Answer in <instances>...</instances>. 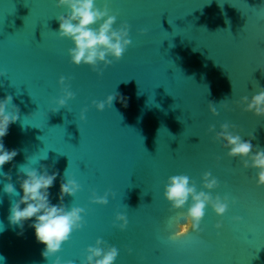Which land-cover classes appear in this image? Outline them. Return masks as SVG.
<instances>
[{
  "label": "water",
  "instance_id": "obj_1",
  "mask_svg": "<svg viewBox=\"0 0 264 264\" xmlns=\"http://www.w3.org/2000/svg\"><path fill=\"white\" fill-rule=\"evenodd\" d=\"M105 2L96 0V6L102 9ZM57 3L0 0V100L11 95L20 110L4 138L18 155L2 170L20 195L21 166L59 172L49 190L53 204L59 203L62 179L81 185L75 196L64 198L68 210L85 212L83 227L56 254L62 264H84L97 239L119 250L115 264H264L258 169H245L243 158L229 157L225 142L215 139L229 123L244 141L255 136L254 149L264 148V118L235 104L264 88V0H107L117 16L113 27L126 21L132 44L120 60L109 56L111 65L99 63L102 75L71 62L75 45L59 36L57 19L68 9ZM62 76L75 98L53 112L64 94ZM115 93L120 95L113 107L99 111L93 105ZM225 100L228 109L220 104ZM205 172L219 181L211 195L229 197L228 211L218 216L207 206L199 235L190 230L173 239L177 221L187 223L191 198L171 210L167 181L185 174L198 192H208ZM5 183L0 175V264H54L56 256H42L45 245L29 227L33 221L25 223L23 234L9 223V208L19 197L6 194ZM109 190L115 197L109 194L107 205L92 203L93 191L103 197ZM118 213L128 218L123 231ZM217 223L223 225L219 230Z\"/></svg>",
  "mask_w": 264,
  "mask_h": 264
},
{
  "label": "clouds",
  "instance_id": "obj_2",
  "mask_svg": "<svg viewBox=\"0 0 264 264\" xmlns=\"http://www.w3.org/2000/svg\"><path fill=\"white\" fill-rule=\"evenodd\" d=\"M57 7H66L67 15L57 17L59 21L58 34L61 38H70L75 47L69 49L71 62L77 66L81 64L90 65L93 71L103 74L99 68V63L103 62L105 67L113 63L108 59L109 56L120 60L127 48L132 44L129 38L130 25L125 21L119 28H114L117 16L111 14V9L107 0L103 8L96 6V0H58ZM98 25V27H96ZM147 30H142L146 33ZM62 86L63 96L55 101L59 108L53 112H58L60 108L65 107L67 101L75 98V94L66 86L65 77H61L59 81ZM119 93L109 95L106 101H93V105L99 110L104 111L106 104L113 107V101L117 99ZM122 102L125 103L124 97L120 96ZM222 107L228 109L227 100L221 101ZM237 107L242 108L244 112L253 113L256 117L264 118V88H260L259 92L249 99L248 96L242 97L241 100L235 102ZM9 105H12L13 111H8ZM209 109L213 115H219L217 107L214 103H209ZM19 108L13 104V97L8 95L0 100V175H3L8 183L4 184L3 191L11 196L19 197L12 202L9 208L8 221L15 227L19 226L23 234L24 225L28 221H33L29 227L35 230V237L38 243L45 245L42 256L49 259L56 256L54 264H62V260L56 254L62 250V245L70 239L71 234L81 229L84 224L82 213L84 208L73 206L68 210V206L64 204L65 196H75L81 190V185L74 179L69 178L61 180L59 203L51 202L50 189L54 186V182L59 172L49 174L46 168L43 171L27 166L19 168L18 183L23 191V195L17 191L15 185L11 182L12 177L9 173H4V166L18 155L17 150H9L5 147L4 138L8 135L11 124L16 123L20 119ZM84 109L81 113V119H85ZM236 126L229 123L221 125V131L216 133L217 141H224L223 147L230 149L227 153L229 157H241L242 164L245 169H258L257 187L264 186V148L256 147L251 142L255 136L250 133V140L244 141L238 133L231 131ZM209 131H215V125L210 127ZM219 187V181L212 176L211 172L203 174V188L209 190L197 191L195 181H190V177L185 174L174 175L169 177L165 186L164 196L170 202L172 209L179 210L184 208L191 198V204L186 212L187 223H179V231L172 237L173 239L188 234L189 231L199 235L202 231L200 225L205 216L206 207L211 206L218 216H224L229 208V197L217 195L213 197L211 190ZM111 194L115 197V193L111 190L105 192L103 197L97 196L95 191L92 193V203L107 205L109 203L108 196ZM236 200H231L235 204ZM23 206V207H22ZM116 221H122L119 228L123 231L128 226V218L125 214L118 213ZM236 221H242L243 217H234ZM219 230L223 227L222 223L215 225ZM132 254V249H129ZM119 255V250L115 246L107 245L103 239H97L96 246H90L87 249V256L84 264H115ZM3 259V257H0ZM67 264H73L68 261Z\"/></svg>",
  "mask_w": 264,
  "mask_h": 264
},
{
  "label": "snow or ice",
  "instance_id": "obj_3",
  "mask_svg": "<svg viewBox=\"0 0 264 264\" xmlns=\"http://www.w3.org/2000/svg\"><path fill=\"white\" fill-rule=\"evenodd\" d=\"M186 235V234H185Z\"/></svg>",
  "mask_w": 264,
  "mask_h": 264
}]
</instances>
